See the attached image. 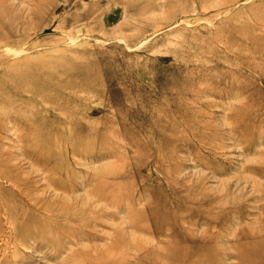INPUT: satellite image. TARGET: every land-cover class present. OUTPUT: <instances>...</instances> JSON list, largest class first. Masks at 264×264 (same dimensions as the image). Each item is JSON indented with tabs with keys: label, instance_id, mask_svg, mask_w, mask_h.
<instances>
[{
	"label": "rangeland",
	"instance_id": "374dc122",
	"mask_svg": "<svg viewBox=\"0 0 264 264\" xmlns=\"http://www.w3.org/2000/svg\"><path fill=\"white\" fill-rule=\"evenodd\" d=\"M0 264H264V0H0Z\"/></svg>",
	"mask_w": 264,
	"mask_h": 264
}]
</instances>
